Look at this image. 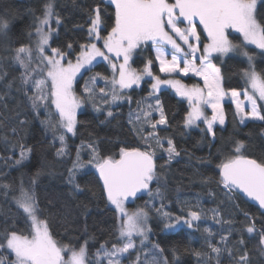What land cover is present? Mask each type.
Returning a JSON list of instances; mask_svg holds the SVG:
<instances>
[{"label": "snow or ice", "instance_id": "obj_1", "mask_svg": "<svg viewBox=\"0 0 264 264\" xmlns=\"http://www.w3.org/2000/svg\"><path fill=\"white\" fill-rule=\"evenodd\" d=\"M85 11L87 35L79 49L73 42L67 43L66 47H53L50 42L56 29L52 21L58 26L61 18L54 0H46L42 14L35 17L33 30L28 34L32 43L10 49L8 59L20 71L19 76L7 81L6 86L10 89L18 80L17 90L27 98L34 118L40 119L43 115L40 123L46 131H51L53 146L59 142L55 152L58 158L71 157L68 136L77 134L78 109L90 104L93 111L103 114L100 123L104 124L117 119V109L127 102L128 124L139 144H124L119 147L118 154L104 155L95 139L81 140L64 177L71 195H86L77 176L89 166L95 169L103 197L115 209V242L111 247L107 241L101 243L94 253H89L87 240L77 245L71 239L67 243L55 239L37 195L41 175L38 169L27 186L23 180L19 186L0 184V191L5 196L11 194L19 210L11 224L5 222L0 228V264H123V259L132 252L136 253L132 264H172L164 248L158 243H150L152 229L147 222L152 212L163 223L165 232L183 227L201 231L200 222L211 213L213 222L221 225V230L214 232L212 228L203 227L202 234L209 251L194 252L197 264H223L221 257L225 252L229 264H253L248 243L258 237L256 248L264 256V224L258 228L256 217L247 210H241L243 220L225 218L219 207L205 210L198 195L194 204L177 198L179 214L166 210V168L181 156L182 150L178 149L173 137L160 135L170 121L158 94L163 87H169L186 100L188 110L183 128H200L204 138L211 137L210 145L216 140V125L221 129L226 127L224 101L229 96L235 105L234 117L241 125L260 122L264 127V103H261L264 102V72L256 71L255 57L248 49V46H254L260 50L258 55L264 56V0H93ZM9 26L10 21L0 17V39L7 37ZM233 33L239 34L242 43L230 39ZM205 35L207 42L201 48ZM100 43L102 48L98 46ZM149 44L155 59L149 57L142 69L134 68V55L140 54L143 46ZM237 52L247 61L248 67L242 69V75L251 92L247 88L243 93L226 88L221 67L214 63L215 57L232 59L229 53ZM97 58L110 66L111 79L96 73L85 81L83 94L77 95L73 87L77 75L82 69L91 71ZM155 63L164 74L163 78L154 74ZM7 75L0 69V81ZM176 75L198 77L203 86L198 83L186 85L174 78ZM99 80H103L105 86L100 87L97 94ZM142 83H148L150 91L136 101L133 109L132 91L141 88ZM241 94L244 100L240 99ZM2 99L4 96H0ZM206 109H211L210 117L206 115ZM27 122L19 121L21 125ZM201 123L203 127H200ZM11 131L16 135L15 128ZM4 139L7 141V137ZM17 147L19 157L14 162L22 165L33 149L19 143L11 145L12 151L15 152ZM244 148L243 141L237 140L232 145L227 158L217 165L219 179L215 183L237 209L240 206L236 201L243 200L245 203L254 201L264 210V160L246 157ZM85 150L87 160L82 158ZM185 154L192 159L190 153ZM210 155L196 157V163H211ZM164 156L167 157L165 163L158 165V158ZM12 159V156L7 157V160ZM212 182V177L201 174V183ZM138 193L147 194L150 199L129 211L126 202L129 198H138ZM157 200L159 207L155 204ZM82 207L87 210L88 204L84 203ZM260 215L264 216V211ZM21 221L23 227L19 226ZM224 225L228 227L224 228ZM216 236H219L218 240ZM136 237H139V247ZM172 253L175 259V248Z\"/></svg>", "mask_w": 264, "mask_h": 264}, {"label": "trees", "instance_id": "obj_2", "mask_svg": "<svg viewBox=\"0 0 264 264\" xmlns=\"http://www.w3.org/2000/svg\"><path fill=\"white\" fill-rule=\"evenodd\" d=\"M92 2L93 0H54L61 24L57 26L56 34L50 42L53 47H66L67 43L73 42L76 49H79V44L84 42L87 35L85 9ZM45 3L46 0H0V17L10 21L7 37L0 39V69L8 73L5 80L0 81V96H4V99L0 100V184L19 186L20 181L23 180L27 186L31 177L40 169L37 195L39 203L44 209V215L48 217L54 238L62 243H67L71 239L77 245L87 240L89 253H94L101 243L107 241L108 246L111 247V244L115 242L117 236L115 232L116 214L114 208H110L103 197L99 183L92 173V168L85 169L77 176V182L85 188L86 195L73 196L69 193L64 177L67 175V169L71 166V159L75 157L76 146L81 143V140L95 139L102 154L109 155L118 154L119 147L124 144L137 146L139 141L130 130L128 124L129 105L126 102L117 109L119 117L104 124L100 123V120L104 119L103 114H97L90 104H86L77 113L79 122L77 134L68 136L71 157L58 158L55 152L56 147H59V142L56 141L55 147L53 146L51 131H46L40 123V120L44 119L43 115L40 119L34 118L27 98L23 92L17 90L18 80L14 87L7 88V81L18 77L20 71L18 66L11 65L10 59H8L11 55L10 49L22 44H30L28 34L33 30L35 17L42 14ZM55 25L54 21L52 26ZM78 25H84V27L81 28ZM237 38L236 35L230 36L234 43H242ZM202 40H205L204 36ZM99 46L102 48V43ZM143 49H146L144 55L138 56V54L134 58L133 65L137 68L143 67L147 58L154 59L150 45L143 46ZM248 49L250 54L255 57L256 71L264 72V56L258 55L259 51L251 47ZM231 57L232 59L215 57L214 63L221 67L225 87L240 91L244 89L242 69L246 68V63L240 57ZM73 60H75V55H73ZM153 72L159 75L156 64L153 65ZM96 73L109 77L111 71L102 62L94 64L91 71L85 70L74 85L77 95L83 94L85 81ZM183 81L189 83L190 79ZM148 85V83H142L141 88L132 91L131 107L133 109L136 107L137 100L148 95ZM96 88H100V82ZM5 93H7L6 96ZM158 95L166 108L170 121L169 126L160 132V135L173 137L178 149L182 150L181 156L173 160L166 168L167 188L164 189L167 197L164 201L167 205L166 210L179 214L177 198L180 201L187 200L194 204L198 195L200 204L205 210L219 207L225 218L233 217L237 221L243 220L241 210H247L256 217V224L259 228L261 224H264V216H261L255 207L243 200L236 201L240 206L237 209L233 203L227 200L224 190L215 181L219 179L217 165L227 158L232 150V145L237 140L244 142L243 153L246 157L264 160V127H261L260 122H249L248 126L241 125L234 117L233 106L230 103H225L226 127L221 129L219 125H216V140L210 145L211 137L204 138L200 128L192 130L183 128V119L188 110V105L185 102L180 101L168 90H161ZM105 107L107 106L105 105ZM20 120L28 122L21 125ZM200 127L203 125L201 124ZM12 128L16 129V135H13ZM4 137H7V141ZM19 143H24L33 149L29 158L22 165H16L14 162L19 157V148L17 147L15 152L11 149L12 144L18 145ZM140 146L143 147V145ZM185 152L191 154V160ZM209 155L211 163H196V157H209ZM8 156H12L13 159L7 160ZM82 158L88 159L87 150L82 153ZM166 159V156L163 159L158 158L157 164H164ZM201 174L212 177L213 182L210 184L201 183ZM152 187L154 189L155 184ZM210 193L212 194L210 195ZM149 199L150 197L144 194L127 207L132 209L143 206ZM84 203L88 204L87 210L82 207ZM155 204L156 207H159L160 201H155ZM18 211L12 195L5 196L0 191V228L4 226L5 222L11 224ZM200 224L201 231L180 228L174 232H165L163 223L155 212H152L149 217V227L152 229L150 243H158L164 248L165 255L172 264H197L194 252L209 251L203 238V227L212 228L214 232L221 230V225L213 222L211 213ZM19 226L23 227L22 221ZM223 227L227 228L228 226L224 225ZM218 239L219 236H216V240ZM257 243L258 237L248 243L252 262L253 264H264V256H261L257 251ZM173 248L176 249L175 259L172 253ZM221 259L223 264H229L227 252Z\"/></svg>", "mask_w": 264, "mask_h": 264}, {"label": "rangeland", "instance_id": "obj_3", "mask_svg": "<svg viewBox=\"0 0 264 264\" xmlns=\"http://www.w3.org/2000/svg\"><path fill=\"white\" fill-rule=\"evenodd\" d=\"M53 22H54V21H52V23H53ZM53 27L57 30V25H55V26H53ZM201 31H202V29H201ZM55 34H56V31L53 33V36H55ZM232 35H236V36L239 37V34H238V33H233ZM204 39H205V40H202L201 48H202V46H203V43H206V42H207V37H206V35L204 36ZM239 39H240V41L242 42V38H239ZM31 43H32V41H30V44H31ZM149 45H150V44H149ZM98 46H99V45H98ZM248 47H251V48L255 49L254 46H248ZM150 48H151V45H150ZM145 50H146V49H143L142 51H140V54H139L138 56H143ZM255 50L260 51L259 49H255ZM151 51H152V50H151ZM168 51H169V52L171 51L170 47L168 48ZM152 54H153V58L155 59V53H154L153 51H152ZM136 56H137V55H134L133 59H134ZM229 56H237V57H240L241 59H243V60L245 61V63H246V68L248 67V64H247L246 59H245L244 57L240 56V55L238 54V52H237V53H229ZM169 58H170V57H169ZM219 58L224 59V58H226V57H219ZM145 61H146V60H145ZM99 62L104 63V64L106 65V67L111 71L110 76L108 77L109 79H111V77H112V70H111L110 66H109L106 62H104L102 59H100V58H97V62H94V64L99 63ZM133 64H134V63H133ZM133 64H132V66H133L134 68H137V67L134 66ZM155 64H156L157 70H158V72H159V65H158V63H155ZM142 68H143V67H141V68H137V69H142ZM84 71H85V70H83V69L81 70V73H79V74L77 75V77H76V81H77V79L79 78V76H80ZM154 74H155V73H154ZM93 75H95V74H92V76H93ZM159 75H160L162 78L164 77V74H162V73H160V72H159ZM88 76H90V75H88ZM90 77H91V76H90ZM90 77H89V78H90ZM174 78L180 79L184 84L189 85V86H191L192 84H197V83H198L200 86H203V81H202V80H199L198 77H194V76H191V75H189V76H187V77H183V76L176 75ZM146 79H150V78H146ZM186 79H190V82H189V83H186L185 81H183V80H186ZM242 80H243V83H244V89H243V90H240L241 93H243V91H244L246 88H247V90H248L249 92H251L252 90H251L250 87L247 86L246 81H245L243 75H242ZM76 81H75V82H76ZM75 82H74V85H75ZM99 82H100V87H104V86H105L103 80H99V81L97 82V84H98ZM74 85H73V87H74ZM109 87H110V85H109ZM98 89H99V88H98ZM98 89H97V94H99ZM147 90L150 91V85H148ZM162 90H168V91H170V92H171L174 96H176L180 101H183V102H185V103L188 105L187 101L181 99L180 97H178V96L175 94V92H174L173 89H171V88H169V87H163ZM148 93H149V92H148ZM240 99H241V100H244L243 94H241ZM126 103H127V102H126ZM225 103H230V104L233 106V109H234V112H235V105L232 104V102H231V97H230V96L227 97V98L225 99L224 104H225ZM245 103H246V101H245ZM261 103H264V102H261ZM85 105H86V104H85ZM85 105H84V106H85ZM84 106H83L82 108H84ZM82 108L78 109V110H77V113H78L80 110H82ZM53 110H54V109H53ZM205 111H206V115H208V116L210 117V116H211V109H206ZM157 118H158V116H157ZM237 120H238V119H237ZM238 122H239V120H238ZM201 124H202V123H201ZM202 125H203V124H202ZM192 129H196V128H192ZM192 129H188V130H192ZM69 135H71V134H69ZM88 168H91V167L89 166ZM92 169H94V168H92ZM145 195H147V194H145ZM126 207H127V205H126ZM127 208H128V207H127ZM136 208H137V207H136ZM136 208H132V209L128 208V209H129V211H133V210H135ZM114 210H115V209H114ZM147 223H148V226H149V220H148ZM183 228H186V227H183ZM178 229H180V228H178ZM178 229H176V230H178ZM186 229H187V228H186ZM174 231H175V230H174ZM174 231H170V232H174ZM135 239H136L137 246L139 247V237H136ZM135 255H136V253H135V252H132L131 256H126V257L123 259V264H132V261L135 259Z\"/></svg>", "mask_w": 264, "mask_h": 264}, {"label": "water", "instance_id": "obj_4", "mask_svg": "<svg viewBox=\"0 0 264 264\" xmlns=\"http://www.w3.org/2000/svg\"><path fill=\"white\" fill-rule=\"evenodd\" d=\"M92 173H93V175L95 176V178L97 179V181H98V183H99V186H100V188H101V190H102V184H101L100 181H99L98 173H96L95 169H93ZM218 178H219V171H218ZM142 195H144V193H138V194H137V197H138V198H129V201L126 202V205H132V204H133L137 199H139L140 196H142ZM104 198H105V197H104ZM245 199H246V198H245ZM105 200H106V198H105ZM106 202H107V201H106ZM247 203H248L249 205L255 207L260 213H261L262 211H264V210L259 209L258 204H256L254 201H248ZM107 204H108V203H107ZM109 206H110V208H113L111 205H109Z\"/></svg>", "mask_w": 264, "mask_h": 264}]
</instances>
